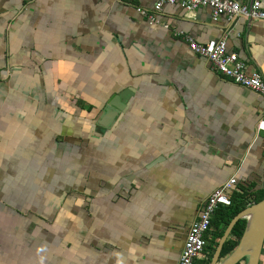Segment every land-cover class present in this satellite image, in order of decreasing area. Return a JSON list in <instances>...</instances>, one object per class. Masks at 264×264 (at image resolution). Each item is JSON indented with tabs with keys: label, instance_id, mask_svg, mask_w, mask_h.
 Returning <instances> with one entry per match:
<instances>
[{
	"label": "crops",
	"instance_id": "1",
	"mask_svg": "<svg viewBox=\"0 0 264 264\" xmlns=\"http://www.w3.org/2000/svg\"><path fill=\"white\" fill-rule=\"evenodd\" d=\"M156 1L0 0L38 5L35 25L48 5L68 48L0 132V264H178L217 187L264 188V97L188 41L224 39L264 79V21Z\"/></svg>",
	"mask_w": 264,
	"mask_h": 264
},
{
	"label": "rangeland",
	"instance_id": "2",
	"mask_svg": "<svg viewBox=\"0 0 264 264\" xmlns=\"http://www.w3.org/2000/svg\"><path fill=\"white\" fill-rule=\"evenodd\" d=\"M35 6L38 7V5L32 4L25 6L18 4L8 7L4 13H0V132L8 128V130H14L16 133L23 128L15 116L22 109L19 106L21 102L19 103L17 98L23 100L33 95L31 90L33 84L42 82L40 75L33 72L34 66H37L38 69L39 64H41L43 72L48 73L49 68L50 70L53 69V80L55 82L63 80V75L59 74L60 68L56 71L57 61H61L63 58L48 56L50 54L55 55L60 49L61 52L68 50L66 43L62 41V36L58 32L52 31L48 26V21L55 19L56 14L48 9V5H44L40 19L35 25L36 19L33 20V15L36 13ZM34 25L35 29L33 28ZM41 25L45 27L43 36L39 33ZM17 29L20 30L18 34ZM40 37H45V41H39ZM41 49L44 53L41 52ZM5 74L7 75L5 76ZM14 100L17 102H13ZM10 102L11 104H9ZM25 103L31 104L32 101L27 98ZM82 104L85 106V110L89 109V106L83 101ZM24 107L28 108L27 105ZM60 108L71 113V110L65 105ZM76 110L77 107L74 106L75 115L77 114ZM41 113L39 111L37 116L40 117ZM83 113L84 111L80 114ZM94 183H97V180H94ZM60 193L56 195V198ZM64 209L71 210V202L68 206L64 205ZM242 264H246V262L243 261Z\"/></svg>",
	"mask_w": 264,
	"mask_h": 264
},
{
	"label": "built area",
	"instance_id": "3",
	"mask_svg": "<svg viewBox=\"0 0 264 264\" xmlns=\"http://www.w3.org/2000/svg\"><path fill=\"white\" fill-rule=\"evenodd\" d=\"M167 4L179 5L189 13L200 7H211L214 19L222 15L230 18L245 17L251 20L264 21V7L258 0L249 5L236 0H157L154 11L159 13ZM155 17V15H152ZM190 48L200 56L209 59L214 68L235 83L260 93L264 97V79L257 73H249L246 63L236 52L228 50L224 39L198 43L188 37ZM258 130H264V117L258 124ZM238 181L235 177L217 187L206 199L198 218L191 224L180 255L178 264H195L197 259L204 257L207 244L206 235L211 229L212 218L221 205L231 204V194L237 190Z\"/></svg>",
	"mask_w": 264,
	"mask_h": 264
},
{
	"label": "trees",
	"instance_id": "4",
	"mask_svg": "<svg viewBox=\"0 0 264 264\" xmlns=\"http://www.w3.org/2000/svg\"><path fill=\"white\" fill-rule=\"evenodd\" d=\"M237 190L231 194V204L221 205L218 207L212 218L211 229L206 235L207 244L204 249V257L197 259L195 264H210L219 240L223 236L225 229L231 220L243 209L251 204L257 203L264 199V188L252 191L241 185H237ZM247 219H240L235 224L231 234L227 238L220 256V260L229 256L238 246L239 241L246 229ZM247 261L244 258L238 264Z\"/></svg>",
	"mask_w": 264,
	"mask_h": 264
},
{
	"label": "water",
	"instance_id": "5",
	"mask_svg": "<svg viewBox=\"0 0 264 264\" xmlns=\"http://www.w3.org/2000/svg\"><path fill=\"white\" fill-rule=\"evenodd\" d=\"M240 219H247L246 229L235 250L225 259L220 260L223 246ZM264 248V199L251 204L240 211L225 229L215 249L210 264H238L247 258L246 264H260Z\"/></svg>",
	"mask_w": 264,
	"mask_h": 264
}]
</instances>
